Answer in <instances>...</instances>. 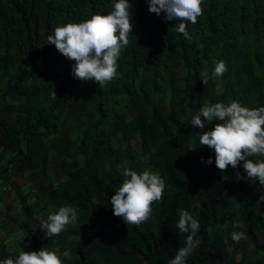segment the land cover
Returning a JSON list of instances; mask_svg holds the SVG:
<instances>
[{"label":"trees","instance_id":"trees-1","mask_svg":"<svg viewBox=\"0 0 264 264\" xmlns=\"http://www.w3.org/2000/svg\"><path fill=\"white\" fill-rule=\"evenodd\" d=\"M115 2L0 0V181L21 204L13 220L28 251L56 250L64 264H167L186 240L175 226L183 208L201 225L187 264H264V187L243 162L220 172L214 151L199 144L197 133L221 121L190 123L205 103L264 106V0H204L203 15L187 25L191 41L177 21L149 12L148 0H129L134 29L119 77L99 88L74 78L75 61L47 37ZM220 60L228 71L205 85L202 73ZM141 155L150 158L139 163ZM124 167H147L166 184L139 227L113 215ZM61 206L77 208V224L46 238L40 226ZM237 221L243 229H233ZM241 230L246 239L233 242Z\"/></svg>","mask_w":264,"mask_h":264},{"label":"clouds","instance_id":"clouds-1","mask_svg":"<svg viewBox=\"0 0 264 264\" xmlns=\"http://www.w3.org/2000/svg\"><path fill=\"white\" fill-rule=\"evenodd\" d=\"M148 3L149 12L158 16L164 13L166 22L177 21L175 31L186 40H192L187 25H195L198 17L203 15L204 0H148ZM132 8L129 0H117L108 14L97 13L79 23L70 22L57 26L54 34L48 35L47 44L55 45L56 50L66 59L75 61L72 65L74 78L94 81L99 88H103L119 77L118 61L122 51L130 44L134 29ZM214 63L211 74L202 73L205 85L209 79L216 81L228 71L225 61ZM220 91L217 85V94ZM214 120L221 123L197 134L199 144L214 151L216 168L225 173L229 166L237 168L243 162L247 177L253 183L259 181V185L264 187V159L257 161L250 158L264 157V106L249 108L236 100L227 104L205 103L190 123L204 129L206 124H211ZM149 158L148 155H141L138 162L146 163ZM206 162L211 164L212 157H208ZM122 175L125 179L110 198L113 215L121 218L127 225L139 227L151 217L153 204L163 198L166 184L158 172L147 167L140 171L124 167ZM258 202H264V193L260 195ZM177 211L179 219L175 226L180 234H186V240L167 264H187L188 258L201 243L195 239L201 228L199 221L183 208ZM78 216L76 207L61 206L47 217L40 228L45 232L46 238H53L64 232L69 225H76ZM243 227L242 221L233 223V229ZM231 239L238 243L246 239V233L243 230L233 231ZM63 257L68 260L72 258L68 251L63 252ZM0 264H64V260L58 251L43 247L38 251L22 250L15 259L9 257L0 260Z\"/></svg>","mask_w":264,"mask_h":264},{"label":"crops","instance_id":"crops-1","mask_svg":"<svg viewBox=\"0 0 264 264\" xmlns=\"http://www.w3.org/2000/svg\"><path fill=\"white\" fill-rule=\"evenodd\" d=\"M20 205L13 189L0 181V248L9 249L15 257L22 250L28 251L29 247L25 231L18 224H14L13 220L21 214Z\"/></svg>","mask_w":264,"mask_h":264},{"label":"built area","instance_id":"built-area-1","mask_svg":"<svg viewBox=\"0 0 264 264\" xmlns=\"http://www.w3.org/2000/svg\"><path fill=\"white\" fill-rule=\"evenodd\" d=\"M4 259H7V258H3V257H1V255H0V260H4Z\"/></svg>","mask_w":264,"mask_h":264},{"label":"rangeland","instance_id":"rangeland-1","mask_svg":"<svg viewBox=\"0 0 264 264\" xmlns=\"http://www.w3.org/2000/svg\"><path fill=\"white\" fill-rule=\"evenodd\" d=\"M4 162V161H3Z\"/></svg>","mask_w":264,"mask_h":264}]
</instances>
